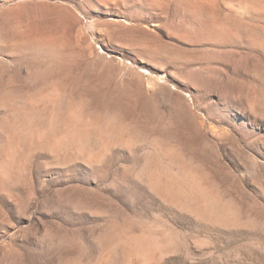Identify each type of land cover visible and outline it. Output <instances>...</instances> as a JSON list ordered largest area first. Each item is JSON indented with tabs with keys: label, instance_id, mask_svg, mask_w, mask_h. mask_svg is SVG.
Listing matches in <instances>:
<instances>
[{
	"label": "rangeland",
	"instance_id": "rangeland-1",
	"mask_svg": "<svg viewBox=\"0 0 264 264\" xmlns=\"http://www.w3.org/2000/svg\"><path fill=\"white\" fill-rule=\"evenodd\" d=\"M0 264H264V0H0Z\"/></svg>",
	"mask_w": 264,
	"mask_h": 264
}]
</instances>
